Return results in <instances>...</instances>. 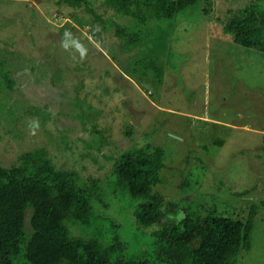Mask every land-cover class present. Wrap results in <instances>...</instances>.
Wrapping results in <instances>:
<instances>
[{
  "label": "rangeland",
  "instance_id": "374dc122",
  "mask_svg": "<svg viewBox=\"0 0 264 264\" xmlns=\"http://www.w3.org/2000/svg\"><path fill=\"white\" fill-rule=\"evenodd\" d=\"M91 1L101 16L93 24L97 35L91 25L76 24L74 14L93 16L82 8L60 6L56 0H0V47L9 53L3 56L11 59L22 53L14 61L26 69L12 75L23 94L10 89L0 117V163L11 166L23 152L44 147L59 166L76 169L86 180L110 172L114 160L105 155L117 156L148 144L161 146L166 167L155 190L167 201L205 199L239 220L253 202L261 206L252 248L240 254L236 264H264V205L260 203L264 201V52L237 44L232 23L234 19L245 23L244 11L252 0H212L210 15H203L197 4L188 16L183 13L178 18L173 29L167 26L163 33L176 40L172 50L161 55L164 81L149 82V89L119 74L129 54L120 46L115 23L126 25L131 18L116 13L104 0ZM77 43L86 49L83 57ZM28 69H33L31 75ZM83 81L86 91L80 88ZM46 90L53 93L48 106L51 116L41 105L49 99L38 95ZM34 95L30 102L40 110L31 108L29 99L13 104ZM133 109L141 112L138 124ZM32 121L39 122L34 134ZM94 124L102 130V141L100 133H92ZM128 127L135 130L131 136L125 134ZM100 142L97 151L93 144ZM90 151L98 156V163L81 156ZM185 178L190 185L187 192L181 189ZM116 201L120 204L113 203L106 212L118 218L116 208L133 215V207ZM171 218L144 228L145 233L169 224Z\"/></svg>",
  "mask_w": 264,
  "mask_h": 264
},
{
  "label": "trees",
  "instance_id": "16d2710c",
  "mask_svg": "<svg viewBox=\"0 0 264 264\" xmlns=\"http://www.w3.org/2000/svg\"><path fill=\"white\" fill-rule=\"evenodd\" d=\"M56 2L90 12L91 19L76 14L73 17L81 28L91 25L92 34L97 35L93 24L101 16L92 8L91 0ZM104 2L116 13L131 18L126 25L115 23L120 46L129 54L128 62L120 64L123 71L119 74L129 75L145 88L149 82L157 85L164 81L166 69L161 55L171 51L170 45L176 40L166 37V27L173 29L178 18L183 13L188 16L194 5H200L203 15H210L212 9V0ZM244 12L245 23L239 19L232 21L237 28L234 41L264 52V0L249 1ZM4 54L9 53L0 47V69L5 71L0 73V117L9 103V90L16 88L23 94L19 81L12 75L26 71L16 66L22 53L17 52L11 59L4 58ZM32 70L28 69L29 75ZM86 84H80L83 91ZM44 85L51 89L48 83ZM51 91L38 95L49 99ZM25 98L13 104L28 99L31 103L35 95L33 99ZM49 104L50 99L41 105L51 116L54 113ZM37 106L31 103V108ZM95 125L92 133H100L102 141V130ZM82 129L87 130L88 126ZM134 131L128 127L125 134L131 136ZM87 144L94 148L91 142ZM93 145L97 151L102 148L101 142ZM81 156L99 162L91 151ZM105 157L114 160L110 172L104 177L88 176L86 180L76 169L59 166L44 147L23 152L18 163L11 166L0 163V264H236L239 255L252 248V231L261 207L258 203L253 202L248 214L239 220L220 212L205 199L167 201L165 195L155 190L162 183L161 171L167 157L165 149L158 145L148 144ZM186 179L181 185L184 192L190 190ZM116 200L133 207V215L116 208L120 211L118 218L106 212L113 203H119ZM260 203L264 205L263 200ZM165 217H172V221L153 229L149 235L145 233L144 228ZM130 242L136 249L133 253Z\"/></svg>",
  "mask_w": 264,
  "mask_h": 264
},
{
  "label": "clouds",
  "instance_id": "9594fccd",
  "mask_svg": "<svg viewBox=\"0 0 264 264\" xmlns=\"http://www.w3.org/2000/svg\"><path fill=\"white\" fill-rule=\"evenodd\" d=\"M65 35L68 36L70 34L66 33ZM63 46L65 48L68 47L67 43H64ZM76 49L80 52L81 57H83L85 55L86 49L84 48V46L82 44L77 43L76 44ZM30 127L33 129V134H34L35 129L39 127V122L38 121H32L30 123Z\"/></svg>",
  "mask_w": 264,
  "mask_h": 264
},
{
  "label": "water",
  "instance_id": "95a60500",
  "mask_svg": "<svg viewBox=\"0 0 264 264\" xmlns=\"http://www.w3.org/2000/svg\"><path fill=\"white\" fill-rule=\"evenodd\" d=\"M140 114H141V112H138V111L133 109L134 124H138L139 123Z\"/></svg>",
  "mask_w": 264,
  "mask_h": 264
}]
</instances>
